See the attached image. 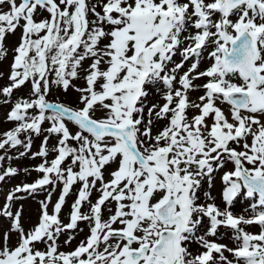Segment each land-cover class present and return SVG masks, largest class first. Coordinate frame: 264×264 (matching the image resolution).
Listing matches in <instances>:
<instances>
[{"label":"snow or ice","instance_id":"snow-or-ice-1","mask_svg":"<svg viewBox=\"0 0 264 264\" xmlns=\"http://www.w3.org/2000/svg\"><path fill=\"white\" fill-rule=\"evenodd\" d=\"M9 53L0 264H264V0H0Z\"/></svg>","mask_w":264,"mask_h":264},{"label":"rangeland","instance_id":"rangeland-1","mask_svg":"<svg viewBox=\"0 0 264 264\" xmlns=\"http://www.w3.org/2000/svg\"><path fill=\"white\" fill-rule=\"evenodd\" d=\"M18 36H19V33H17L16 35H9L5 41L6 45L9 48L14 47L16 42H17ZM10 59H11V53H9V59L5 60L2 64H0V72L7 73ZM177 59H179V57H177ZM24 92H26V90H22L21 92L16 93V95L24 94ZM52 98L53 97H49V99H52ZM60 98L61 99H67L66 97H64L62 95L60 96ZM6 111H7L6 108L0 109V132L7 130L13 126L11 123L3 122V115ZM39 144H40V139L37 142H34L33 151L37 150V147ZM35 163H38V161L29 160L27 158L22 159V160L12 161L13 166H20V167L29 166V165H32ZM35 176H36V173H32V176H29V177L17 176L15 178H13L10 183H5L2 187H3V189L10 188L12 184L18 183L22 180L31 181ZM219 190H220V181H219V179H217L216 180V187L212 190V194L217 197L218 203L220 202L219 201ZM74 194L75 193H73L72 195H70L67 198L68 202L74 196ZM57 195H58V190H57V193L53 196V201H55ZM42 198L43 197H41V196L37 197V199H42ZM22 204H23V208H24V224H25V227L27 228L35 220V217L37 214V209H38V204H37L36 200L27 199V198L22 201ZM243 207H246V205L237 202V207L235 208V211L237 213H239ZM68 210H69V208H68ZM64 212H66V208L64 209ZM3 224H4V227L6 228L7 227V221H4ZM81 228L84 229V232L77 236L76 241H73V247L75 246L76 242L79 239H82L84 237V235L87 233V228L85 225L82 224ZM15 239H16V237L13 236L12 237L13 243L15 242ZM222 242L227 243L228 241L225 240ZM65 250H67V249H65Z\"/></svg>","mask_w":264,"mask_h":264}]
</instances>
